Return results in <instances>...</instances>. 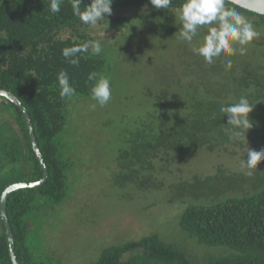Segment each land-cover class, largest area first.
I'll return each mask as SVG.
<instances>
[{"label":"rangeland","instance_id":"1","mask_svg":"<svg viewBox=\"0 0 264 264\" xmlns=\"http://www.w3.org/2000/svg\"><path fill=\"white\" fill-rule=\"evenodd\" d=\"M139 17L128 28L104 25L95 30L96 41L108 62L104 76L111 81L112 98L101 107L91 94L71 96L65 131L57 138L61 156L73 165L68 172L67 192L59 201L39 197L34 200V211L27 215L25 241L35 260L48 264H94L105 249L150 234L177 244L195 261L228 255L234 251L200 244L182 228L184 209L188 203L213 205L264 189V165L259 166L264 161L250 176L245 174L248 169L244 163L248 147L264 150V137L253 141L255 134H251L248 142L229 140L228 124L221 125L216 120L209 134L208 127L197 130L198 135H208H199L193 146L192 140L177 145L180 141L175 132L179 131L169 123V111L161 104L163 95L175 97V75L181 78L178 89L188 88L201 94V80L213 81L206 77L215 74L214 63L219 70L223 68V74L231 76L235 66L250 61L260 64L256 66L259 70L264 65V31L257 30V43L246 45L244 55L229 57L233 66L226 69L224 57L207 64L193 52L203 39L189 44L179 38L175 27H170L175 26V14L159 17L149 10ZM132 24L135 28L130 29ZM251 48L256 52L253 55ZM208 95L211 104L222 97L215 92ZM6 105L3 116L0 112L4 145L20 136L13 117L10 116L11 121L5 119L10 112ZM214 112L219 114L216 108ZM249 118L253 120L252 116ZM221 137L228 138L227 143L215 145ZM212 145L215 148L210 150ZM26 163L20 158L19 162L6 165L9 170L15 168L18 178H24L26 172L21 170L26 169ZM7 176L4 171L2 177ZM195 181L204 183L197 189L198 194L184 192L183 187L189 188Z\"/></svg>","mask_w":264,"mask_h":264},{"label":"trees","instance_id":"2","mask_svg":"<svg viewBox=\"0 0 264 264\" xmlns=\"http://www.w3.org/2000/svg\"><path fill=\"white\" fill-rule=\"evenodd\" d=\"M50 3L51 0H0V88L11 90L28 109L39 147L49 168L46 182L12 191L6 199L16 254L21 264H48L35 260L27 247V215L34 211V200L39 197L59 201L65 196L68 172L73 166L61 156L57 147V138L65 131L71 101V97H61L58 75L62 71L66 72L76 94L88 95L91 94L92 86V82L88 80L89 74L95 72L104 75L108 67L106 57L102 53L94 54L91 49L79 53V65L74 66L64 58L63 50L96 41L95 30L104 28V25L105 28L112 29L128 28L134 18L139 19V16H144L145 11L149 10L159 17L175 14L178 17L175 19V26L170 27H175V31L179 32L182 28L179 9L184 0H172L168 9H156L149 0H113L112 13L95 26L83 24L73 14L70 0H63L61 11L56 14L49 11ZM90 3L91 0H83L81 9ZM225 7L236 8L256 30L264 31V14L229 0H225ZM130 27L135 28L133 24ZM207 27L200 28L194 40L203 39L207 34ZM254 41L256 39L252 42ZM260 43L256 45L259 46ZM252 49L249 51L253 55L256 52ZM258 65L260 64L250 61L242 66H235L234 76H231L229 73L223 74V68L222 71L219 70L214 63L212 68H215V74L206 77L213 81L205 83L201 80L200 87H204L201 94L189 91L188 88L178 89L176 86L180 84L181 78L175 75V97L173 94H165L161 98V104L165 111H169V123L179 131V134L175 132L180 141L177 145H185L187 140H192L190 143L193 146L199 135L207 136L210 133L211 125H216V120L227 126L228 117L220 111L215 114L214 110H219L223 101L225 105L238 102L241 96H246L255 105L249 114L254 126L247 136L255 134L253 141L264 137V65L261 64V68L257 70ZM179 90L182 91L181 96ZM212 92L222 97L211 104L208 94ZM6 103L10 112L8 117L5 115V119L11 121L10 116L13 117L12 123L20 136H16L13 141L9 140L8 145L1 143L3 137L0 136V199L2 192L10 184L37 181L43 176L23 113L11 100L0 95L2 116L6 112ZM201 114L205 117L199 118ZM207 127L208 134H197L198 129L202 128L204 131ZM227 140L228 138L221 137V141L218 139L215 145L225 144ZM214 148L213 145L209 147L210 150ZM20 158L27 160L26 169L21 170L26 172L24 178H18L19 173H15V168L11 167L9 170L6 165L19 162ZM4 171L7 172V177H2ZM231 177L229 175L228 180ZM229 183L228 181L227 184ZM203 185L204 183L195 181L189 188L184 186L183 190L196 195L197 189H201ZM208 186H211L210 182ZM180 225L200 244L224 246L234 252L213 255L204 262H199L193 260L177 244H169L158 234H150L141 240L105 249L94 264H264V189L250 195L233 196L213 205L188 203L181 215ZM0 264H14L1 214Z\"/></svg>","mask_w":264,"mask_h":264},{"label":"clouds","instance_id":"3","mask_svg":"<svg viewBox=\"0 0 264 264\" xmlns=\"http://www.w3.org/2000/svg\"><path fill=\"white\" fill-rule=\"evenodd\" d=\"M83 0H70L73 14L85 25L95 26L98 21L112 13L113 0H91L90 5L81 9ZM156 9H168L172 0H149ZM63 0H51L49 11L53 14L61 11ZM179 18L182 28L179 30V38L191 44L199 34V29L207 27V34L198 47H193V52L203 57L207 64H211L214 58L224 57L226 69H231L233 61L229 58L233 55H244L246 45L258 38L260 33L253 24L233 7H225V0H184L179 9ZM240 45V47H236ZM89 49L99 55L102 51L99 41H88L84 44L65 48L62 52L64 58L72 65H79V53L88 52ZM88 80L92 82L91 98L99 106L103 107L112 98V85L107 76L90 73ZM61 88V97H71L76 94V89L71 86L68 74L61 72L58 75ZM95 109L96 104L91 105ZM255 105L246 96H241L238 102L228 105L222 104L219 111L228 117L227 131L229 140L247 141V133L253 128V122L249 114ZM245 165L248 171L246 175H252L258 164L264 161V150L257 151L247 149Z\"/></svg>","mask_w":264,"mask_h":264},{"label":"water","instance_id":"4","mask_svg":"<svg viewBox=\"0 0 264 264\" xmlns=\"http://www.w3.org/2000/svg\"><path fill=\"white\" fill-rule=\"evenodd\" d=\"M229 1H232V2L236 3L237 5L242 6L246 9L251 10V11H254V12H257L260 14H264V0H229ZM0 95L11 100L14 104H16L19 107V109L23 113L25 120L27 122L28 131H29L30 140L32 143L33 150L36 153V155L39 159V162L41 164V167L43 169V176L41 179H39L37 181H25V182L19 181V182H15L13 184H10L9 186H7L4 189V191L2 192V195H1V199H0V211H1L0 214H1V218L4 222L6 233H7L10 256H11V259H12L14 264H21L19 259H18L17 254H16L14 234H13L11 223H10V220L8 217L6 199H7V196L12 191H15V190L20 189V188H25V187L39 186V185L43 184L44 182H46V180L49 176V168H48V165H47L46 160L44 158V155H43V153L39 147V144H38V141L36 138V134H35L34 125H33L31 116H30L29 111L26 108V106L22 103L21 99L15 93H13L11 90H8L5 88H0Z\"/></svg>","mask_w":264,"mask_h":264}]
</instances>
